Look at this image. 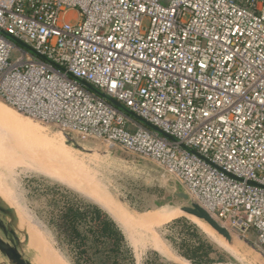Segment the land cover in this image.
<instances>
[{"label": "built area", "instance_id": "2783aa9c", "mask_svg": "<svg viewBox=\"0 0 264 264\" xmlns=\"http://www.w3.org/2000/svg\"><path fill=\"white\" fill-rule=\"evenodd\" d=\"M0 99L156 162L264 255V0H0Z\"/></svg>", "mask_w": 264, "mask_h": 264}, {"label": "rangeland", "instance_id": "374dc122", "mask_svg": "<svg viewBox=\"0 0 264 264\" xmlns=\"http://www.w3.org/2000/svg\"><path fill=\"white\" fill-rule=\"evenodd\" d=\"M37 123L44 130L14 113L0 111V196L20 215L17 233L23 241L28 233L26 254L35 263L76 264L83 260L77 241L72 243L68 231L60 228L68 196L73 204L91 203L109 213L123 231L135 264H190L180 255L182 244L195 240L187 233V225L196 226L216 247L219 256L215 259L222 261L215 264H264L252 246L254 233L247 238L233 233L234 251L208 235L202 221L183 212L181 208L188 204L175 197L177 179L156 162L104 140L66 135L50 124ZM110 192L125 199L140 221L129 218ZM182 219L188 224H173ZM94 250L90 254L102 264ZM0 262H6L1 255Z\"/></svg>", "mask_w": 264, "mask_h": 264}, {"label": "trees", "instance_id": "16d2710c", "mask_svg": "<svg viewBox=\"0 0 264 264\" xmlns=\"http://www.w3.org/2000/svg\"><path fill=\"white\" fill-rule=\"evenodd\" d=\"M40 131V130H39ZM68 197V196H67ZM66 197L65 211L61 229L68 231L70 241L76 242L81 261L76 264H97L89 250L102 257V264H135L133 251L128 246L126 237L114 219L102 208L91 203L73 204ZM173 224H188L185 220H176ZM186 227V225H184ZM80 227L85 228L84 231ZM193 239L182 244L180 255L192 264H215L221 262L219 252L194 226L186 227ZM92 242V246L89 243ZM90 247V248H89ZM93 254V255H94ZM79 259V260H80ZM147 264H158L148 262Z\"/></svg>", "mask_w": 264, "mask_h": 264}, {"label": "water", "instance_id": "95a60500", "mask_svg": "<svg viewBox=\"0 0 264 264\" xmlns=\"http://www.w3.org/2000/svg\"><path fill=\"white\" fill-rule=\"evenodd\" d=\"M7 38H9L12 42L15 44L26 48L32 52H34L32 49H30L27 45L20 42L19 40L15 39L14 37L2 32ZM37 54L36 52H34ZM40 56L39 54H37ZM44 61H47L54 65L56 68L65 71L64 68L59 67L58 65L52 63L48 59H46L43 56H40ZM87 90L97 94L99 97L105 99L107 102H109L114 108H116L118 111L123 113L125 116H127L129 119L137 122L138 124L151 129L161 136L167 138L171 142L178 143V140L175 139L172 136H169L164 131L159 129L158 127L154 126L153 124L149 123L148 121L144 120L143 118L137 116L136 114L132 113L129 109L124 107L121 103L114 100L107 94L99 91L95 87H93L91 84L85 82V81H79ZM0 102H3L10 108H12L14 111H16L18 114L25 118H29L32 120H35L37 122H41L42 124L48 125L47 123H44L36 118H33L31 116H28L22 112H20L18 109L14 108L13 106L9 105L8 103L4 102L0 99ZM182 148H186L185 145L180 144ZM187 149V148H186ZM192 153L196 154V152L192 151ZM222 172L223 170L220 169ZM226 173V172H224ZM226 175L238 180L242 181L241 179H238L234 177L231 174L226 173ZM178 181V180H177ZM250 185H255L254 183L250 182ZM110 195L112 197V200L115 204L119 205L120 208L127 214L129 218H132L135 222L140 221V217L138 213L134 210V208L123 198L119 197L113 192H110ZM175 197L178 200H181L188 204V206L182 207V211L187 213L190 217H193L199 221H202L206 223L215 233L218 235L220 239H222L228 247L233 249L234 251L237 248V243L235 240V235L231 233L228 229L223 227L203 206L193 198L190 193L180 184L178 181V184L176 185L175 189ZM101 208V207H100ZM103 209V208H102ZM104 210V209H103ZM105 211V210H104ZM108 213V212H107ZM109 214V213H108ZM18 212L16 209L12 208L10 204H8L1 196H0V255L3 257L6 262H0V264H34L33 260L29 259V257L26 254V248L29 247V235L27 232L24 233L25 240H21V238L18 236L17 229L21 225V218L19 217ZM115 221V220H114ZM116 222V221H115ZM117 223V222H116ZM118 224V223H117ZM119 225V224H118ZM254 249L259 251L255 245H252ZM260 255L264 259V255L259 251ZM191 264V263H190Z\"/></svg>", "mask_w": 264, "mask_h": 264}, {"label": "bare ground", "instance_id": "6f19581e", "mask_svg": "<svg viewBox=\"0 0 264 264\" xmlns=\"http://www.w3.org/2000/svg\"><path fill=\"white\" fill-rule=\"evenodd\" d=\"M0 108H5L6 110H9L10 112H12V113H14V114H16L18 117H20L24 122H26V123H29V124H36L37 126H39V127H41L35 120H32V119H29V118H24V117H22L20 114H18L16 111H14L12 108H10L9 106H7L6 104H4L3 102H0ZM35 126V125H34ZM37 126H35L38 130H40L39 129V127H37ZM43 130H44V128L43 127H41ZM40 132V131H39ZM91 191H92V189H90ZM90 190H89V192H90ZM98 191V190H97ZM92 194V193H91ZM99 194H100V192H99ZM94 195H96L97 196V192H95L94 193ZM102 196V195H101ZM94 197V196H93ZM103 197V196H102ZM96 198H98V197H96ZM104 198V197H103ZM106 198V197H105ZM100 199V198H99ZM101 200H103L102 198H101ZM105 200V199H104ZM108 200V199H107ZM123 218H125V217H123ZM33 263L34 264H37V263H35L34 262V260H33Z\"/></svg>", "mask_w": 264, "mask_h": 264}, {"label": "crops", "instance_id": "0c3cea01", "mask_svg": "<svg viewBox=\"0 0 264 264\" xmlns=\"http://www.w3.org/2000/svg\"><path fill=\"white\" fill-rule=\"evenodd\" d=\"M0 111H5V112H8V113H12V112H10L9 110H6L5 108H0ZM203 223V225L205 226V232L206 233H208V235H210L214 240H216V241H218V242H220V243H222L223 245H225V246H227V244L222 240V239H220L219 237H218V235L215 233V231H213L212 229H211V227H209L206 223H204V222H202Z\"/></svg>", "mask_w": 264, "mask_h": 264}]
</instances>
